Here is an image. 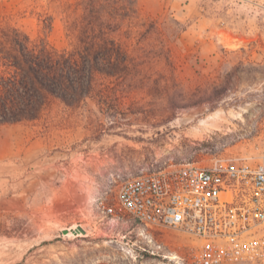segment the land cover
I'll use <instances>...</instances> for the list:
<instances>
[{
	"label": "rangeland",
	"instance_id": "1",
	"mask_svg": "<svg viewBox=\"0 0 264 264\" xmlns=\"http://www.w3.org/2000/svg\"><path fill=\"white\" fill-rule=\"evenodd\" d=\"M90 2L98 28L146 78L129 87L111 80L114 89L76 108L54 102L36 121L0 124V264H176L170 258L194 241L119 211V186L225 158L264 163V119L256 123V108L243 117L256 104L245 91L261 84H243L214 111L196 90L208 87L210 62L264 60V0H0V20L69 48L87 27ZM161 76L173 88L168 100L146 90ZM230 264H264V256Z\"/></svg>",
	"mask_w": 264,
	"mask_h": 264
},
{
	"label": "trees",
	"instance_id": "2",
	"mask_svg": "<svg viewBox=\"0 0 264 264\" xmlns=\"http://www.w3.org/2000/svg\"><path fill=\"white\" fill-rule=\"evenodd\" d=\"M99 10L93 2L87 4V27L77 32L76 44L62 49L44 39L32 40L18 27L0 20V124L36 121L54 102L76 108L85 98L105 96L114 89L111 80L117 83L115 86L129 87L130 80L146 78L141 65L111 37L110 30L98 28ZM244 51L240 48L235 53ZM204 77L208 87L196 90L206 94L199 102L207 104L209 111L220 107L227 96L241 91L243 84L250 87L260 83L259 89L254 86L245 91H252L248 97L254 98L256 104L243 117L248 120L256 108L260 113L256 123L264 119V60L241 58L231 66L210 62ZM146 90L168 100L173 88L167 77L161 76L153 79ZM232 104L245 106L248 102L233 98Z\"/></svg>",
	"mask_w": 264,
	"mask_h": 264
},
{
	"label": "built area",
	"instance_id": "3",
	"mask_svg": "<svg viewBox=\"0 0 264 264\" xmlns=\"http://www.w3.org/2000/svg\"><path fill=\"white\" fill-rule=\"evenodd\" d=\"M116 206L145 228H170L194 242L176 264H230L264 256V163L225 158L125 180ZM107 211L113 212L112 208Z\"/></svg>",
	"mask_w": 264,
	"mask_h": 264
},
{
	"label": "crops",
	"instance_id": "4",
	"mask_svg": "<svg viewBox=\"0 0 264 264\" xmlns=\"http://www.w3.org/2000/svg\"><path fill=\"white\" fill-rule=\"evenodd\" d=\"M185 2H187L186 6L187 7L189 5L190 2L196 1V0H184ZM229 44H237L236 42H230Z\"/></svg>",
	"mask_w": 264,
	"mask_h": 264
},
{
	"label": "bare ground",
	"instance_id": "5",
	"mask_svg": "<svg viewBox=\"0 0 264 264\" xmlns=\"http://www.w3.org/2000/svg\"><path fill=\"white\" fill-rule=\"evenodd\" d=\"M230 46H231V47H235V46H236V44H230Z\"/></svg>",
	"mask_w": 264,
	"mask_h": 264
}]
</instances>
